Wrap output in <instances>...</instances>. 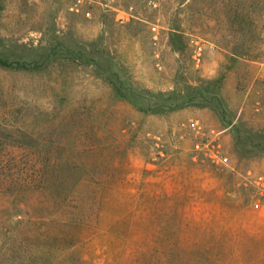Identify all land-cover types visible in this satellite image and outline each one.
I'll use <instances>...</instances> for the list:
<instances>
[{
  "label": "rangeland",
  "instance_id": "374dc122",
  "mask_svg": "<svg viewBox=\"0 0 264 264\" xmlns=\"http://www.w3.org/2000/svg\"><path fill=\"white\" fill-rule=\"evenodd\" d=\"M158 245L264 264V0H0V264Z\"/></svg>",
  "mask_w": 264,
  "mask_h": 264
},
{
  "label": "trees",
  "instance_id": "16d2710c",
  "mask_svg": "<svg viewBox=\"0 0 264 264\" xmlns=\"http://www.w3.org/2000/svg\"><path fill=\"white\" fill-rule=\"evenodd\" d=\"M155 252L158 264H168L173 257H179V253H177L176 250L171 249L166 245L156 246Z\"/></svg>",
  "mask_w": 264,
  "mask_h": 264
}]
</instances>
